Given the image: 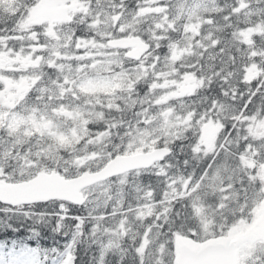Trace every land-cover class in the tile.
Returning <instances> with one entry per match:
<instances>
[{
  "label": "snow or ice",
  "instance_id": "snow-or-ice-1",
  "mask_svg": "<svg viewBox=\"0 0 264 264\" xmlns=\"http://www.w3.org/2000/svg\"><path fill=\"white\" fill-rule=\"evenodd\" d=\"M0 264H264V0H0Z\"/></svg>",
  "mask_w": 264,
  "mask_h": 264
}]
</instances>
